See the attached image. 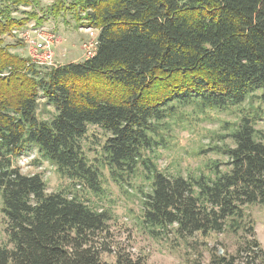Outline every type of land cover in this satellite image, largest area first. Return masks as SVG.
I'll return each mask as SVG.
<instances>
[{
  "label": "trees",
  "instance_id": "trees-1",
  "mask_svg": "<svg viewBox=\"0 0 264 264\" xmlns=\"http://www.w3.org/2000/svg\"><path fill=\"white\" fill-rule=\"evenodd\" d=\"M21 6L31 11L14 16ZM65 13L99 29L93 57L40 67L1 38ZM255 91L264 102V0H50L45 10L42 0H0V264H145L122 249L113 261L101 257L111 215L91 196L104 194L106 174L120 188L143 179L140 219L151 237L228 232L235 249L210 248L207 264H264L244 209L264 205L256 115L240 110L225 135L231 144L214 147L225 162L165 173L155 155L181 109L229 110ZM40 98L54 109L49 118L37 115ZM90 126L105 135L92 157L83 142ZM33 148L68 187L47 192L40 174L21 172L15 160Z\"/></svg>",
  "mask_w": 264,
  "mask_h": 264
},
{
  "label": "rangeland",
  "instance_id": "rangeland-1",
  "mask_svg": "<svg viewBox=\"0 0 264 264\" xmlns=\"http://www.w3.org/2000/svg\"><path fill=\"white\" fill-rule=\"evenodd\" d=\"M50 0H42L43 9L49 5ZM31 7L21 6L20 10L13 13L16 17H26ZM44 13L42 10L39 14ZM48 15V14H47ZM45 16L46 23L52 27L59 36L55 47L54 60L58 65L70 61H82L84 50L82 43L89 38L97 39L99 29L77 27L68 13L61 16ZM40 24L31 18L21 26L1 36L3 42L12 45L11 49L16 54L27 57L24 42L12 33L13 29L26 28L27 24ZM29 60V59H28ZM249 101L240 107L229 110H207L203 113L193 111L194 108L181 109L180 121L173 122V136L165 147L156 149L157 165L165 173L194 172L203 168L208 161L225 162L226 157L215 150V146L231 144L230 138L226 137L231 123L237 120L240 110L245 113L255 114V128L264 133V102L259 97V91H255ZM52 106L46 104L43 98L39 99L37 115L40 118H49L53 113ZM248 111V112H247ZM104 132L94 126H90L87 138L83 140L84 147L90 157L95 155L92 148H97L96 143L102 142ZM25 155V154H23ZM31 157L28 163L15 164L24 174L38 173L42 176L47 186V192H55L68 187L69 182L60 177L56 167L46 160L39 158L36 148L28 152ZM33 157V158H32ZM143 179L135 177L132 184L124 183L123 187H117L105 175V192L100 197L91 196L92 201L97 202L110 211L111 219L107 222V229L99 236L98 244L109 249L101 254L106 261L114 260L111 251L122 249L131 253L134 257H141L145 264H207L209 249L217 248L219 253L225 249L232 252L238 241V237L228 233H210L207 235L196 234L187 239L175 237L155 239L151 237L141 224V200L139 187ZM147 189L146 187H144ZM2 199L0 191V245L7 240L5 223L1 212ZM246 219L253 225L254 234L261 248L264 250V205L249 204L245 206ZM241 238V236H240Z\"/></svg>",
  "mask_w": 264,
  "mask_h": 264
},
{
  "label": "built area",
  "instance_id": "built-area-1",
  "mask_svg": "<svg viewBox=\"0 0 264 264\" xmlns=\"http://www.w3.org/2000/svg\"><path fill=\"white\" fill-rule=\"evenodd\" d=\"M12 33L24 42L30 63L45 68L58 66L54 57L55 47L60 39L52 27H49L46 23L38 25L29 23L26 28L13 29ZM82 48L84 50V59L93 57L96 53L97 39L95 37L89 38L82 43ZM30 158L28 154L20 155L18 162L20 165H24L28 163Z\"/></svg>",
  "mask_w": 264,
  "mask_h": 264
}]
</instances>
